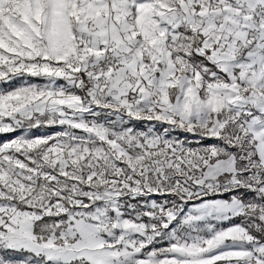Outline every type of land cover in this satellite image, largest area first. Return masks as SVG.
<instances>
[{"label":"snow or ice","instance_id":"snow-or-ice-1","mask_svg":"<svg viewBox=\"0 0 264 264\" xmlns=\"http://www.w3.org/2000/svg\"><path fill=\"white\" fill-rule=\"evenodd\" d=\"M0 264H264V0H0Z\"/></svg>","mask_w":264,"mask_h":264},{"label":"rangeland","instance_id":"rangeland-1","mask_svg":"<svg viewBox=\"0 0 264 264\" xmlns=\"http://www.w3.org/2000/svg\"><path fill=\"white\" fill-rule=\"evenodd\" d=\"M9 137L8 136H0V140H4V139H8Z\"/></svg>","mask_w":264,"mask_h":264}]
</instances>
